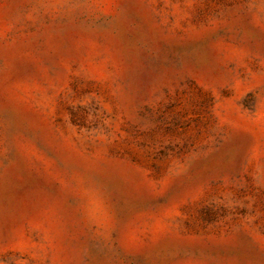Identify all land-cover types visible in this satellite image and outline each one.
Returning a JSON list of instances; mask_svg holds the SVG:
<instances>
[{
  "label": "rangeland",
  "instance_id": "rangeland-1",
  "mask_svg": "<svg viewBox=\"0 0 264 264\" xmlns=\"http://www.w3.org/2000/svg\"><path fill=\"white\" fill-rule=\"evenodd\" d=\"M0 264H264V0H0Z\"/></svg>",
  "mask_w": 264,
  "mask_h": 264
}]
</instances>
